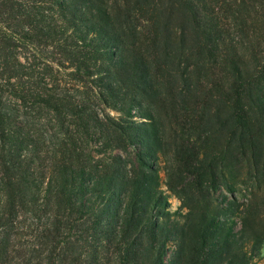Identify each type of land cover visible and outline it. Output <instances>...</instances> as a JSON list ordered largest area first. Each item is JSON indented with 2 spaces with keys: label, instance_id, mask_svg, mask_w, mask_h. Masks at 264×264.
<instances>
[{
  "label": "trees",
  "instance_id": "trees-1",
  "mask_svg": "<svg viewBox=\"0 0 264 264\" xmlns=\"http://www.w3.org/2000/svg\"><path fill=\"white\" fill-rule=\"evenodd\" d=\"M0 264H264V0H0Z\"/></svg>",
  "mask_w": 264,
  "mask_h": 264
},
{
  "label": "rangeland",
  "instance_id": "rangeland-1",
  "mask_svg": "<svg viewBox=\"0 0 264 264\" xmlns=\"http://www.w3.org/2000/svg\"><path fill=\"white\" fill-rule=\"evenodd\" d=\"M170 202H171V207H172V209H175L177 206H178V201H177V199H175L174 197H170Z\"/></svg>",
  "mask_w": 264,
  "mask_h": 264
}]
</instances>
